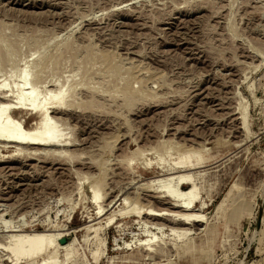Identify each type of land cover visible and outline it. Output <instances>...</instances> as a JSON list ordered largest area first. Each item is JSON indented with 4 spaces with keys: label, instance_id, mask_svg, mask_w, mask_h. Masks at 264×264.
Masks as SVG:
<instances>
[{
    "label": "rangeland",
    "instance_id": "obj_1",
    "mask_svg": "<svg viewBox=\"0 0 264 264\" xmlns=\"http://www.w3.org/2000/svg\"><path fill=\"white\" fill-rule=\"evenodd\" d=\"M24 63L40 98L70 87L51 116L71 145L15 161L0 148V264H26L6 248L38 233L59 234L58 264H264V0H0V81L16 87ZM34 115L12 118L32 129ZM169 187L206 201L201 233L120 217Z\"/></svg>",
    "mask_w": 264,
    "mask_h": 264
},
{
    "label": "bare ground",
    "instance_id": "obj_2",
    "mask_svg": "<svg viewBox=\"0 0 264 264\" xmlns=\"http://www.w3.org/2000/svg\"><path fill=\"white\" fill-rule=\"evenodd\" d=\"M9 55L8 60L11 61L12 56ZM25 63H27V61ZM25 63L19 67L18 76L21 80L16 87L10 85L6 81H0V148H2V151L8 149L7 151L12 152L13 155L11 154V156L9 155L6 158L13 160L22 156L28 157L29 159H47L56 156H63L66 154L65 148L70 146L71 143L65 138L66 136L61 133L62 130L59 132L60 128L58 129V127H60V125L58 126V122L61 120H57V123H55L53 116L55 115L54 118L57 117V119H59V115L68 112L69 108L72 106L68 99V90L70 87L67 88L66 86L68 85L65 84L66 86H61L62 88H60L57 94L47 95L46 93L44 97L40 98L39 92L35 88H32L33 86L26 88L27 70ZM1 71L2 64H0V72ZM40 71H36V73H39ZM40 74L41 73L35 75H39L40 77ZM39 77L36 76L33 79L34 85H40V81L38 80ZM53 80L54 79H51L52 82ZM44 84L47 83L44 82ZM25 109L31 111L32 114L37 116L36 121L32 123V129H23L22 124L24 122L22 123V121H17L12 118L17 111ZM50 110L51 112H49ZM241 112H244V109H241ZM246 118L247 117L244 116L243 126H247ZM193 156V153L180 156L173 164H171L170 169L175 172L189 169V161ZM5 160L6 159L1 157L0 163ZM179 179L182 182L184 176H180ZM102 188L101 180H98L97 183H94L91 186L93 194L91 201L95 205L99 203L102 205L101 200L104 196L101 195ZM155 193L158 194L156 195L158 200L155 205H153V203L152 205H144L139 208H131L129 211L122 213L120 217L127 218L132 214V217L140 218V220H145L147 223H153L155 226L161 227L166 225L174 231L175 234L177 233L179 237L184 238L191 237L193 234L201 233L202 226L209 223V219L203 215L204 208L207 206L206 201L202 202L199 207L197 204L200 197L199 191L193 189L188 193L180 194L176 189L169 187L162 191L156 189ZM118 196L116 195L117 198ZM116 197L110 199L111 201H109V203H105L106 205L104 204L106 208H110L105 213V208L102 209L103 206H100V209L96 212L95 219H100L111 211L116 205L115 203H118L119 201V199H117L118 201L116 200ZM104 201L105 197L103 199V202ZM113 202L115 203L112 205ZM113 219L114 215L109 216L107 226L111 225ZM58 235L47 236V234L44 233L34 234L33 237L28 236L22 238L20 241H13V243L10 244L11 246L6 248V250L12 257V261L16 263L25 260L26 264H30V262H34V260L41 255L40 257H43L42 262L40 261L41 264H58V256L55 249V241L57 240ZM178 239L179 238H177L176 241ZM151 243L154 244V242ZM151 243L148 244L151 245ZM148 244H145V246ZM145 246L141 249V252L148 255L152 260L158 258L161 260V257L169 255L168 251L164 253V250H166L165 247L159 245H156L155 248H152V246ZM43 253L46 254L45 257L42 255ZM97 257L98 255H96L95 258L97 259Z\"/></svg>",
    "mask_w": 264,
    "mask_h": 264
},
{
    "label": "water",
    "instance_id": "obj_3",
    "mask_svg": "<svg viewBox=\"0 0 264 264\" xmlns=\"http://www.w3.org/2000/svg\"><path fill=\"white\" fill-rule=\"evenodd\" d=\"M257 229H259V225L257 226Z\"/></svg>",
    "mask_w": 264,
    "mask_h": 264
}]
</instances>
